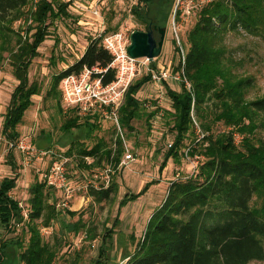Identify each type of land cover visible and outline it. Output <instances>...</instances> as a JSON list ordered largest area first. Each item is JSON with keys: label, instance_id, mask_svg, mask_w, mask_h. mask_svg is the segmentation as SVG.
Returning <instances> with one entry per match:
<instances>
[{"label": "trees", "instance_id": "obj_1", "mask_svg": "<svg viewBox=\"0 0 264 264\" xmlns=\"http://www.w3.org/2000/svg\"><path fill=\"white\" fill-rule=\"evenodd\" d=\"M28 1L0 0V49L7 50L11 73L17 80L1 123L0 132L6 142L18 139L17 125L32 103L31 96L40 92L39 83L28 79L32 59L39 55L38 48L49 35L53 21L70 16V0H35L25 8ZM172 3L173 0H136L132 11L146 29L155 23L159 5L170 6ZM17 20L19 23L14 26L13 22ZM239 30L264 37V0H208L201 5L187 35L183 62L191 87L181 84L177 90L164 83L170 108H163V118L176 134L166 155H176L181 139L193 132L192 109L205 131L218 120L243 131L241 147L233 142L230 132L205 134L201 139L207 144L200 149L204 158L197 164V171L170 182L163 200L150 214L142 236L134 241L131 250L122 246L127 251L120 260H125L122 264H250L264 261V135L256 137L255 133L258 128H264V95L246 97L254 78L236 74L224 59L226 35ZM111 60V53L98 38L92 37L73 63L53 75L48 92L59 97L60 127L65 133L85 125L90 134L98 126L99 117L78 115L74 108L63 111L60 91L56 88L58 80L68 72H78L84 65L104 68ZM180 65L179 59L173 70H178ZM100 73L107 82L115 77L116 69L109 65ZM149 78L148 74H143L129 83L118 115L124 128L131 129L135 118H151L153 112L147 111L136 95ZM211 100L213 108L208 114L206 104ZM196 137L191 136V139ZM73 143L71 140L70 144ZM75 144L66 152L69 154L75 149L81 156L93 157L88 163L82 159V165L87 169L102 160L108 162L111 154L116 164L122 150L119 145L114 150L98 140L90 147ZM6 155L10 168L15 170L13 149L7 150ZM16 178L17 175H5L0 179V224L11 232L23 220L28 237L0 236V264H54L56 245L44 240L41 231V227L50 225L58 214L54 204L48 202L49 190L54 188L43 178L31 183L30 207L24 218L18 201L9 193ZM112 184L99 188L90 185L88 193L96 201L109 198L113 192ZM133 196L131 192L129 198ZM67 212L70 215L76 213L71 209ZM79 226L80 222L75 221L68 230L76 231ZM110 234L111 231L101 238L103 242L109 241V249ZM94 235L89 232L86 238L94 239ZM130 238L131 241L134 239ZM10 247L15 251L13 259H8ZM106 250L105 244L101 243L98 257L91 264H106ZM76 253L78 251H75V257L79 258Z\"/></svg>", "mask_w": 264, "mask_h": 264}, {"label": "rangeland", "instance_id": "obj_2", "mask_svg": "<svg viewBox=\"0 0 264 264\" xmlns=\"http://www.w3.org/2000/svg\"><path fill=\"white\" fill-rule=\"evenodd\" d=\"M34 1L29 0L25 8ZM206 1L208 0H173V5H159L153 25L165 29L164 40L160 53L151 60L150 66L173 70L179 59L180 63L184 62L188 32L197 19L199 8ZM134 3L136 0H70V16L53 21L49 35L38 48L39 55L32 59L28 68V79L39 83L40 92L31 96L32 103L17 125L20 133L17 140L29 145L30 149L21 151L16 146L12 147L17 164L15 170L8 164L6 154L10 148L0 132V179L5 175H17L15 186L9 193L18 201L24 218L30 207L31 183L41 180L43 172L54 160L67 157L64 165L68 186L71 188L68 206L57 203L64 196L63 190H49L48 202L54 204L58 214L50 225L41 227L43 239L56 245L54 264H75V260L76 264H91L98 255V246L101 243L107 248L106 264H122L125 260H120L127 252L122 246L131 250L134 241L142 236L150 214L163 200L170 182L184 179L197 171V164L204 158L200 149L207 144L201 138L207 133L216 135L222 131L230 132L233 142L239 148L244 140L243 131L235 125H225L222 120H218L211 129L205 131L192 109L197 119L193 132L181 139L176 155H166L176 134L163 118L165 109L170 108L166 86L154 78H149L136 93L141 104L146 100L152 102L150 112L153 114L149 120L145 116L135 118L131 122V129L124 128L121 124L118 129L112 120L99 117L98 126L91 131V135L87 134L88 128L85 125L72 128L69 133L61 129L62 113L57 106L59 97L48 92L53 84V75L73 63L92 37L98 38L103 45L105 35L123 31L129 34L130 43V33L133 30L145 29L144 23L132 11ZM18 23V20L14 21L13 25L17 26ZM21 24L25 26V22L21 21ZM225 39V62L231 64L236 74L254 78V84L248 89L246 97L264 95V37L239 30L229 32ZM7 56V50L0 49V129L10 92L17 82L11 73ZM113 66L117 73L119 66L117 63ZM145 68L146 64L132 76L133 79L146 74ZM166 81L174 89L181 88L179 79ZM56 88H59L58 84ZM206 105L207 113L210 114L212 100ZM160 108L165 109L159 113ZM255 133L256 137H262L264 128H258ZM195 135L197 137L191 139ZM71 140H74L76 144H73L76 146L82 143L87 147L98 140L114 150L119 145L122 147L119 160L122 161L127 152L132 154L133 159L126 164H111L109 181L104 183V173L101 171L109 165L108 162L102 160L93 168L87 169L82 165V159L88 163L93 157L82 158L75 149L67 154L66 149L73 145L70 144ZM193 149L195 151L191 154ZM92 172L97 173V178ZM111 183L113 192L109 198L96 201L88 193L90 185L99 188ZM131 192L134 196L129 198ZM67 209L75 210L76 213L70 215ZM75 221L80 222L79 229L68 230ZM109 231L112 237L110 249L109 241L103 242L101 239ZM89 232L95 233L94 239L86 238ZM0 236H19L26 239L28 234L22 220L11 232L6 231L0 224ZM130 237L134 239L131 241ZM75 251H78L76 254L79 258L75 257ZM8 252V259H13V248L10 247ZM250 264H264V261H252Z\"/></svg>", "mask_w": 264, "mask_h": 264}, {"label": "built area", "instance_id": "obj_3", "mask_svg": "<svg viewBox=\"0 0 264 264\" xmlns=\"http://www.w3.org/2000/svg\"><path fill=\"white\" fill-rule=\"evenodd\" d=\"M129 43V34L123 31H116L107 34L103 37V46L111 53L112 60L104 67L99 68L98 65L84 66L78 72H71L63 75L59 80L60 91V105L64 110L74 108L78 115H96L103 119L112 120L119 129V107L124 102L125 92L129 83L133 80V75L141 71V67L146 64L145 72L150 78L157 79L161 83H166L167 79L177 80L185 87L190 88L191 83L187 78L183 63H181L180 70L174 71L170 69H160L150 66L151 60L146 56H131L127 52V45ZM117 63V73L115 77L107 82L102 79V70H106L109 65ZM100 73V74H99ZM147 111H151L152 102L146 100L142 103ZM159 110V113H161ZM194 124L197 123L193 113H191ZM171 144V143H170ZM169 144V145H170ZM7 146L12 148L18 147L21 151L30 149V146L23 144L22 141L7 142ZM124 159L118 160V164H126L133 159L131 153L127 152ZM89 155L83 156L87 159ZM113 154L110 155L108 164L103 171L104 183L109 181V171H111V164H114L112 159ZM67 157L56 159L52 162L48 169L43 172V179L52 186L63 190L64 196L57 203L60 206H68V201L71 196V188L68 186V177L65 169V161ZM92 175L97 178V173L92 172ZM103 183V184H104Z\"/></svg>", "mask_w": 264, "mask_h": 264}, {"label": "water", "instance_id": "obj_4", "mask_svg": "<svg viewBox=\"0 0 264 264\" xmlns=\"http://www.w3.org/2000/svg\"><path fill=\"white\" fill-rule=\"evenodd\" d=\"M159 32L158 38L154 31ZM165 29L156 25L149 24L146 29H135L130 33V43L127 52L131 56H147L152 60L157 56L162 48Z\"/></svg>", "mask_w": 264, "mask_h": 264}, {"label": "flooded vegetation", "instance_id": "obj_5", "mask_svg": "<svg viewBox=\"0 0 264 264\" xmlns=\"http://www.w3.org/2000/svg\"><path fill=\"white\" fill-rule=\"evenodd\" d=\"M154 33H155V36L158 38L159 32L157 31V29L154 31Z\"/></svg>", "mask_w": 264, "mask_h": 264}]
</instances>
